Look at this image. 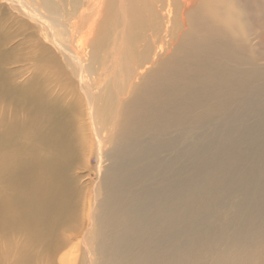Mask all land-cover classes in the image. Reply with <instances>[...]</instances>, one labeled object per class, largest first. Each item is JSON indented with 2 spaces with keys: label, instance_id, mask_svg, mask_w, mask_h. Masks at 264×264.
Instances as JSON below:
<instances>
[{
  "label": "bare ground",
  "instance_id": "6f19581e",
  "mask_svg": "<svg viewBox=\"0 0 264 264\" xmlns=\"http://www.w3.org/2000/svg\"><path fill=\"white\" fill-rule=\"evenodd\" d=\"M2 5L44 42L23 60L0 38V264H56L70 238L84 264H264V0ZM171 125L173 158L146 157ZM90 139L105 196L82 209L87 236L71 171ZM170 173L154 198L130 190Z\"/></svg>",
  "mask_w": 264,
  "mask_h": 264
},
{
  "label": "rangeland",
  "instance_id": "374dc122",
  "mask_svg": "<svg viewBox=\"0 0 264 264\" xmlns=\"http://www.w3.org/2000/svg\"><path fill=\"white\" fill-rule=\"evenodd\" d=\"M15 13H16V11L9 9V6H7V7H3V5L0 6V38H3V31H2L3 28H5L4 31L11 37V42H9L6 46H3L2 50L8 51L9 49L13 48L12 52H14L16 55L20 56L23 60H26L30 56V53L32 52V48H34V46H35L34 43H38V42L43 43L44 41L39 39L38 37H36V38L34 37L33 39H31L32 35H30L28 32H31L33 30L25 31L26 30V28H25L24 31H21L20 29L22 27V24H25L26 26L30 27V29L32 26L35 27L36 24L33 20L31 21L30 19L28 20V19H25L24 17L22 18L21 16L19 17ZM21 20H23V21L21 22ZM2 24H4L5 26ZM38 25H40V24H37V26ZM34 29H36V27ZM47 46H48V48H51L50 44L46 43V47ZM51 49H49L50 53L54 54V57L56 58L57 54L55 56V52L52 49V51L54 52V53H52ZM58 60L61 61L60 65L63 66L62 60L60 58H58ZM24 65H27V64L24 63L23 61H21V63H19V64H9L7 66V68L10 71L14 72L15 78H17L18 83H20V84H23L31 76V71H30L31 69L25 71V69H27V68L26 67L23 68ZM46 74H47L46 75V77H47L48 73H46ZM49 77L51 78L50 89L56 91L55 84H54L55 79L53 80V78H55V76L53 74H50ZM49 77H47L48 80H49ZM74 79H75V81L77 80L76 77H74ZM51 94L52 95L54 94L53 96L57 95V93L56 92L53 93V91ZM19 113L22 115L21 112H19ZM177 130H178L177 127H174V125H171L169 127L167 133H163V134L158 133L159 138L163 139L165 141V144L154 147L145 156L150 158V159H154V160L156 158H168L170 156L173 158V155H174V153L172 151V145L173 144L169 145L167 143V141L169 139H171L172 137L176 136ZM88 135H90V134L88 133ZM150 139H151V137L145 136L142 138V142H140L138 145L139 146H145V145L149 144ZM111 143H112V140L110 141L109 144H106V147L108 146V148H111V146H112ZM89 144L90 145L88 148H90V149L89 150L87 149L80 156H78L76 163L74 165V168L71 171V175H72V177L75 178L76 185L80 189V194H81L80 216H81L82 221L85 224L83 231L87 232V236L92 235V231L94 229L99 228L98 223L95 221L92 222L93 226L91 228L87 227V222H86V218H85L86 214L84 215V213L87 212V209H86L88 206L87 203L92 202L91 200H94V199L96 202H98V201L102 200L105 196V195H103L102 197H96L95 198L96 191L98 193H100V192L102 193L104 191L97 189L99 186V183H100V177H99L100 175L98 173L99 170H98V161L96 159L95 142L91 141V139H90ZM108 153H109V151H107L105 154H108ZM108 164H109V161L104 159L102 166L106 167V166H108ZM173 179H174L173 173L165 174L163 176H161L160 174H157L154 182H152L150 184L147 181L136 182L131 186L130 190L135 192V191H139L142 188H144L145 186H147L146 189L142 192V194H145L146 196H148L150 198H154L157 195V192L154 189L159 184H167ZM123 185H124V182L119 180L117 185H116V192L120 191L121 188L123 187ZM174 196H177L176 190L174 191ZM106 200H104V206L106 205ZM82 209L85 212H83ZM168 210L169 211H176V210L172 209L171 207H169ZM111 212H112V209H108L105 207H98L97 206L95 208V215H98V216L105 217L108 214H110ZM82 213H83V215H82ZM143 213H144V211L140 208L141 217H142ZM114 229H116V224L112 223V225L105 228V232L110 233ZM67 235H70V234L67 233L65 235V238H67L66 237ZM69 240H70V242L67 244V246L56 254V257L60 258V261L57 262L56 264H75L78 259H81L82 263L84 264L85 257H84L83 251H82L83 243L80 244L79 242H81V241H78V239L72 240V238H70ZM158 242L163 246H168L167 239L163 236H160L158 238ZM130 257H131L130 253H127V255L125 256V261H127L129 263Z\"/></svg>",
  "mask_w": 264,
  "mask_h": 264
}]
</instances>
